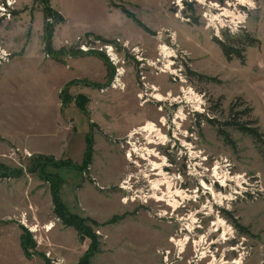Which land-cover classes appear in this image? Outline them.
Masks as SVG:
<instances>
[{
  "label": "rangeland",
  "instance_id": "obj_1",
  "mask_svg": "<svg viewBox=\"0 0 264 264\" xmlns=\"http://www.w3.org/2000/svg\"><path fill=\"white\" fill-rule=\"evenodd\" d=\"M15 1L12 17L0 18V38L8 36L10 43L16 45L25 40L31 43L30 55L19 71V79L15 78L7 85L5 96L0 93V99L5 98L7 102L0 107V167L23 172L18 179L0 180V264H48L47 261L49 264H78L87 253L91 239L79 238L73 228H65L54 215L50 185L40 180L43 177L54 181L51 179L54 175L63 180L59 191L68 210L97 223L89 224L99 244L97 252L90 258L92 264H198L193 258L192 242H199L202 235H206L204 241L208 243L219 240L218 234L210 232L211 224L217 222L218 216L232 227V235L228 233L227 237L229 241L217 245L218 249L213 247L218 260L225 253L224 261L233 262L242 254L243 264H264L263 148L236 128L224 126L228 122L253 120L264 134V0H254V6L248 9H240L235 0H204V3L184 0L182 8L176 6L177 0H49L53 10L55 4L66 13L68 21L63 18L62 23L47 20L45 0ZM3 2L5 0H0V5ZM111 2L135 15L153 34L146 33ZM215 4L227 9L231 4L229 10L238 9L236 11L245 18L242 26L233 33L227 28L208 27L205 15L209 18L210 14H218ZM47 22L55 26L53 41L56 39L59 45L65 44L60 46L61 49L53 45L56 51L72 47L78 50L81 43L95 39L94 35L89 38L82 35L69 42L63 31L65 23L68 27L76 24L81 28L80 32L90 29L114 34L107 41H116L122 49L117 48L122 61L118 68L125 71L118 78V89L112 88L115 75L109 86L101 89L108 81L105 64L93 58L103 65L102 71L100 65L82 67L95 82L82 78L79 84L70 87L68 93L73 100L86 98V111L80 110L75 102L62 108L71 133H66L67 145L60 149L58 137L63 130L56 132L61 122L54 110L59 98L56 87L65 79L56 66L44 65L41 60L42 55L45 61L50 59L43 53ZM243 32H249L260 44L246 49L244 63L237 59L228 62L215 40L224 41L226 33L241 36ZM0 44L5 47L2 42ZM162 44L168 46L176 58L161 56L159 47ZM189 51L193 52L194 61L188 55ZM136 55L142 59L140 62ZM12 59L0 69L8 66ZM70 59L73 58H66L62 65ZM170 60L173 66L168 72L167 61ZM59 69L66 71L62 66ZM165 71L167 74L164 75ZM174 72L178 75L175 79L170 74ZM155 87L162 96L167 98L171 94L172 98L157 102L153 98ZM182 88L196 92L203 102L199 108H195V102L185 99ZM246 109L250 110L248 116L243 115ZM181 110L184 118L176 120ZM162 118L166 119L165 125L160 124ZM175 120L179 125L174 124ZM146 122L155 123L168 136L165 146L150 145L148 148L157 150L162 158L166 157V174L181 177L173 181L172 190L180 189L175 187L177 183L183 185L184 191L188 188L190 196V191L200 189L197 202L185 201L175 213L166 203H157L153 199L146 205L141 200L127 205L121 203L123 197L134 196L138 191L140 197L153 196L155 190L151 182L162 179L153 176L149 163L138 156L134 160L140 166L125 159L131 150L128 145L130 131ZM219 129L229 134L233 145L226 143L219 135ZM91 132L94 152L88 168L77 171L72 166L64 169L49 166L43 175L30 172L37 164L36 157L44 155H35L1 140L3 136L20 140L30 136L36 147H48L47 154L51 156L46 157L54 156L52 158L57 162L67 161L80 166ZM131 141L141 148L147 147L143 136H136ZM188 145H192L193 152L199 153L200 157L190 156ZM153 161L161 163L158 158ZM217 163L222 175L228 173L231 180L240 176V186L248 191L245 195L231 196L237 187L236 180L230 181L222 192L233 201L214 204L209 192L204 195L200 181L211 183V170ZM127 176H133L128 192L119 187ZM117 181L121 182L118 184ZM214 188L220 192L218 187ZM161 189L165 191L163 187ZM208 201L214 213L207 216L208 210L203 209ZM165 212L169 213L159 215ZM187 214L199 219L201 229L192 234L183 231L191 241L183 254L178 248L181 256L178 260L179 254L171 238L177 241L184 238L178 226L187 221L175 219ZM51 222L55 228L48 232L46 226ZM23 236L27 237V246L31 248L26 255L21 248ZM201 246H205L204 242L199 249Z\"/></svg>",
  "mask_w": 264,
  "mask_h": 264
},
{
  "label": "trees",
  "instance_id": "obj_2",
  "mask_svg": "<svg viewBox=\"0 0 264 264\" xmlns=\"http://www.w3.org/2000/svg\"><path fill=\"white\" fill-rule=\"evenodd\" d=\"M49 2H50L49 0L43 1L44 12L46 13L47 20L51 19L53 21H56V23H62L63 22L62 15L61 14L59 15L58 12L54 11ZM111 5L118 9H121L122 12L126 14V16L129 19L135 21L137 25L140 28H142L146 33H148L149 35L153 34L144 24H142L139 20L136 19L135 15L131 14L125 8L123 7L120 8V6L113 5L112 2H111ZM54 28L55 26L53 23L49 24L47 22V24L45 25L44 38H43L44 39V52L43 53H45V55H47L50 59L56 61L57 63H61V64H65L66 58L76 59V58H82L85 56H91V57L98 58L105 64V66L108 69L107 84L103 85L104 87H102L101 89L108 87L109 84L112 82L113 77L115 75V67L112 64H110L109 59L103 53L89 52L85 54L81 51L76 50L74 47L67 48V50L66 48H64L60 51H56L53 48V35L55 31ZM91 36H92L91 34H87L86 38H89ZM224 36H225L224 41L215 40V43L218 46H220L222 53L228 62H232L234 59H237V60H240L242 63H244L246 49L251 48V47H257L260 44V41L252 37V35L249 32H243V35L241 36H236V35L234 36V35H230L229 33H226ZM94 37L96 40L101 41L102 43L115 45L116 48H118L119 50H122L120 46H118V43L115 41H107L101 37H96V36ZM210 81H215V80L211 79ZM76 84H79L78 81H73L67 84L62 89V91L59 93L61 105H62V108L64 109L68 107L71 103L75 102L76 106L80 110L85 112L86 109L84 105L87 104L86 98L81 97V98H78L77 100H73V98H71L68 93L70 87ZM84 84L97 86V85H93L89 83H84ZM97 87H101V85ZM231 113H233V111ZM245 114L248 116V114H250V110L246 109V111L243 112V115ZM235 115L239 116V115H242V113H236ZM211 123H214V121H212ZM256 125H257L256 122L253 120L247 121L245 123H239V122L233 121V122H228L224 124V126L236 128L241 133L252 138L256 144L260 145L263 148L261 153H262L263 162H264V134L260 132L259 127H257ZM219 135L224 137L226 143L231 144V145L234 144L232 140L230 139L229 134L223 131L222 129H219ZM93 144H94V140H93V134L91 132L87 137V149L85 152V158L83 160V164L80 166H77L73 164L72 162H67V161L57 162L52 157L37 156L36 157L37 164L34 168L33 166L31 167L32 169L30 173L37 174V172H41V174L43 175L44 173H47L46 167H49V166L61 168V169L70 168L72 166V168L74 167V169H76L77 171H82L88 168L92 163V157H93V152H94ZM0 171L2 172L0 174V180L16 179V178L18 179L23 176V172L21 170L12 171L11 169L4 167V166L0 167ZM53 177L54 178H51V179L54 181H51V182L49 179L46 180L43 177H40V180L47 182L50 185V194H51V199H52V203L54 207V215L62 223V225L65 228H73V230H75L79 238L89 237L91 239L92 244L90 248H88L87 253L80 259L78 264H92L90 261V258H92L94 254L97 252L99 244L97 241V236L92 232V229L89 224L97 225V223L93 222L92 220L88 218L85 219L78 215L72 214L68 210V208L66 207V205L61 199L60 191H59L63 185V180L60 177H57L56 175H54ZM26 239L27 237L25 238L24 236L21 239V246H22L21 248H23L25 255L28 254V250L31 249L30 247L27 246ZM47 263L49 264L48 261Z\"/></svg>",
  "mask_w": 264,
  "mask_h": 264
},
{
  "label": "bare ground",
  "instance_id": "obj_3",
  "mask_svg": "<svg viewBox=\"0 0 264 264\" xmlns=\"http://www.w3.org/2000/svg\"><path fill=\"white\" fill-rule=\"evenodd\" d=\"M237 2H239L240 5H245V6H249V7H253L254 6V0H236ZM201 2L204 3V0H201ZM217 5L215 7V9L220 12L219 14L217 15H211V23L212 24H216V22L219 21V23H222L224 20H222L221 17H224V18H231L232 20H236V19H239L241 20V22H243V20L245 19L243 17V15L241 14H237L236 12L232 11V10H229V7H232L231 4H228V9L227 8H221L219 4H215ZM214 5V6H215ZM220 10H219V9ZM168 46L166 45H161L160 48H159V51L161 53V56H163L164 58L166 59H169V58H173V52L171 51V49L167 48ZM169 64H168V67L169 70L168 72H170L171 70V66H173V64H171V60L170 61H167ZM166 68V69H167ZM167 74V72L165 71L164 72V75ZM170 74H174V73H170ZM124 75V72L121 71L120 73V76H123ZM155 91V94L153 95V98L157 101V102H164L166 100H168V98H172V95L169 94L168 97H164L162 96L158 89L155 87L153 89ZM182 94L184 95L185 99L188 100V101H193L195 102L194 104H197V106L195 107L196 109L200 107V105L203 103L202 100L200 99L199 96L196 95V92H194V90L192 89H188V90H185L182 88ZM152 98V97H151ZM177 101V100H175ZM174 101V102H175ZM199 110V109H198ZM184 112L181 110L180 111V114L176 117V120H179V119H183L184 118ZM176 120L174 121V124L176 125H179L178 122H176ZM160 124L162 125H165V121L164 119H161L160 121ZM136 136H143L146 138V141H147V147H143L141 148L140 146H138L137 143L135 142H132L131 140H134V138H136ZM128 139H129V142H128V145L131 146V150H129V152H127L125 155V159L128 161V162H134V157L135 156H138V158H140L141 160H144L146 162L149 163V165L151 166V172H154L157 174V177H160L162 179L158 180V181H154V182H151L153 184V188L154 190H160L161 186H163L164 184L168 185V189H171V186L173 185V181L174 180H178L180 179L181 177H170L168 174L165 173V169L164 167H168V164H167V159L166 157H161L159 156L158 153H156L155 149H150L148 148V146L150 145H155V146H158V145H163L165 146L166 144H168V136L164 135L162 130L158 128V126L155 124V123H152V122H146L144 125L140 126V127H137V128H134L130 131L129 133V136H128ZM185 143V142H184ZM186 144V143H185ZM187 145V144H186ZM189 146V153H190V156L192 157H200L199 153H195L193 152L192 150V145H188ZM153 158H158L160 159L161 163H156L155 161H153ZM135 164H138L137 162H134ZM216 169H215V175L218 176V173L220 172L221 170V167H220V164L217 163L216 164ZM145 175V178H149V175L148 174H144ZM220 175V174H219ZM223 178H226V179H231V177H228V173H225V177ZM239 177L237 178H233V180H236V183L237 185H240L239 184ZM150 179V178H149ZM151 181V180H150ZM225 183V182H223ZM130 184V183H129ZM129 184L125 183L124 186H123V190L128 192L130 191V187H129ZM200 185L202 187V189L205 190V193L204 194H208L209 192V195L212 197L213 201H214V204H220L222 205L225 200L226 201H232V197H224L222 195V193H217L214 188L209 185V184H206L204 180H201L200 181ZM198 191H195V192H192L191 193V197L190 195H188V193H183L185 197V199H198ZM180 194V192L178 193ZM182 194V193H181ZM154 197H155V200L157 199V201H160L161 203L164 202V203H167V205L173 209L174 213L175 211H177V209L180 208V204L174 200L175 196L174 194L171 192V190L168 191L167 193V197H162V198H159V196H157V193L155 192L154 194ZM218 202V203H217ZM209 201L207 202V205H205V208L203 210H208L207 212V215H210V213H214V210H213V206L212 205H209ZM165 215L168 214V212H165L164 213ZM172 216V215H171ZM173 217V216H172ZM182 221H186L185 220V217L180 219ZM189 221L190 223H194L195 222V218L193 217V215L190 216V218L187 220ZM185 224V229L184 231L186 232V230L188 231L191 230V227L190 226H187L186 223ZM226 222L224 219H221V217L218 216L217 218V222L215 223V227L217 228V230L219 228L223 229V235H222V238L223 240L227 241V233H230L232 232V230L230 231L229 230V227L226 226ZM214 227V228H215ZM35 228V226L33 227ZM37 228V227H36ZM55 228V225L53 224V222L49 223L47 226H46V230L49 232V231H52L53 229ZM34 232H36V229H33ZM183 231V230H182ZM232 234V233H230ZM191 238L188 237L187 235H185V238L184 240L181 239L180 241H177L176 239H173L172 241L174 242V244L176 243L177 246V250L178 251V248L180 250V252H184L183 249L186 250L187 248V244H189V242L191 241L190 240ZM203 240H205L204 238H202L201 240H199V242L197 241H194L193 244L195 245L196 249L199 248V245H201L203 242ZM171 241V242H172ZM179 253V251H178ZM167 255H169V252L166 253ZM206 253L204 252L202 255H205ZM181 259V258H180ZM168 261V258H166L165 262ZM238 261H241V263L243 264V257H242V254H241V257L239 260H236L235 262H231V263H228V262H225L223 261L221 264H241L240 262L237 263ZM212 264H220L219 262L217 261H213Z\"/></svg>",
  "mask_w": 264,
  "mask_h": 264
},
{
  "label": "built area",
  "instance_id": "obj_4",
  "mask_svg": "<svg viewBox=\"0 0 264 264\" xmlns=\"http://www.w3.org/2000/svg\"><path fill=\"white\" fill-rule=\"evenodd\" d=\"M188 3H192L193 1H191V0H186ZM184 2V0H177L176 2H175V4H176V6H178L179 8L181 7L182 8V6H183V3ZM235 2H237L236 0H235ZM17 4V2L15 1V0H5V2H3L1 5H0V18H11L12 17V12H13V10H14V6ZM238 5H239V8L240 9H248V8H250L249 6H245V5H240L239 4V2H238ZM231 8V7H230ZM239 11L238 9H236L235 8V10H232V11H234V12H237V11ZM217 13L219 14L220 12H218L217 11ZM238 14H239V12H237ZM211 15L212 14H210V16H209V18H208V16L207 15H205V18L206 19H208L207 20V22H208V27H211V28H213V27H216V29H219V27L220 28H227V30H229V31H231L230 33H233V32H235V31H237L239 28H240V26H242V22H241V20H239V19H236V20H232L231 18H224V17H221L222 18V20H224V22L223 23H219V21L218 22H216V24L214 25V24H212L211 23ZM160 48V47H159ZM78 50L79 51H81V52H83V53H85V54H87V53H89V52H99V53H103L108 59H109V61H110V64H112L114 67H115V76H116V78H114V82H113V85H112V88L113 89H118V86L120 87V82H119V76H120V73H121V71H123V72H125L124 71V69H122V68H118V64H121V60H120V58H119V54H118V51H117V48H116V46L115 45H112V44H105V43H102L101 41H98V40H95V39H90V40H88V41H85V42H83V43H81V45L78 47ZM135 56V55H134ZM139 55H136V59L138 60V62H140L142 59L141 58H139L138 57ZM12 58V54L9 52V51H7V50H5L4 48H2L1 46H0V66L1 65H3V64H6L7 62H9V60ZM173 58H176V56H174ZM172 75V74H171ZM173 77H174V79L175 78H177L178 77V75L174 72V74H173ZM135 162V161H134ZM133 162V163H134ZM135 164V163H134ZM136 165V164H135ZM165 168H167V167H164V169ZM195 168V167H194ZM196 169V168H195ZM215 169H216V167L214 166L213 167V169L211 170L212 171V177H211V183H209V185H211L213 188L214 187H218L219 189H220V193H222L228 186H229V184L228 183H230V181H233V180H228V179H226V178H223V177H225V173H224V175H222L220 172L218 173V176H216L215 175ZM220 174V175H219ZM194 175V174H193ZM229 176V175H228ZM132 179H133V176H127V178H125L124 180H122V182L119 184V187H120V189L122 190V191H124L122 188H123V186H124V184L125 183H127V184H129V183H131V181H132ZM181 179V178H180ZM223 182H225V183H223ZM206 183V182H205ZM206 184H208V183H206ZM166 186H168V185H166V184H164L163 186H161V188L163 187V188H165ZM129 187H130V184H129ZM169 187V186H168ZM168 187H167V190L166 191H163L161 188H160V190H157V192H156V190H155V192L157 193V196H159V198H164V197H167V193H168V191L169 190H171V192L174 194V196H175V198H174V200L175 201H177L179 204H180V206H183L184 205V203H185V201H190V200H192V201H194V202H197L198 200H199V198H200V196H199V194L197 195L198 196V199H185V197H183L184 196V194L183 193H189V191H184L183 189H179V190H172L173 188H172V186H171V189H168ZM200 187H201V185H200ZM202 188V187H201ZM154 189V188H153ZM215 189V188H214ZM130 190H131V188H130ZM195 191H200V189L199 188H197ZM195 191H192V192H195ZM203 191H204V193H205V190L203 189ZM158 192H159V194H158ZM180 192V194H178ZM248 191H247V189H245V188H243V186H240V185H237V187H236V190H234V193L233 194H231V196H234V198H237V197H239V196H241V195H245L246 193H247ZM138 193H140L141 194V192L140 191H138L137 193H134V196H127V197H123L122 199H121V203L122 204H124V205H127L128 204V202H131V203H135L137 200H141L142 202H143V204L144 205H146L147 203H148V201L150 200V199H153V200H155V197H154V195L153 196H150L149 194L147 195V196H143V197H140L139 195H138ZM182 193V194H181ZM254 194V193H253ZM205 195V194H204ZM224 197H227V195L225 194H222ZM191 197H193V196H191ZM157 203H161L160 201H157V199L155 200ZM233 201V200H232ZM165 202V201H164ZM163 203V202H162ZM167 204V203H166ZM178 210V209H177ZM176 212V211H175ZM206 215H207V213H205ZM218 215H219V213H217ZM160 216H166L165 214L164 215H162V214H159ZM171 215L173 216V213H171ZM208 216V215H207ZM194 217V216H193ZM220 217V216H219ZM218 218V217H217ZM226 222V221H225ZM186 224H187V226H190L191 227V230H189L188 229V231L186 230V233L187 234H192V233H194V231L195 230H197V229H201V225L199 224V219L198 218H195V222L194 223H190L189 221H187L186 222ZM227 224V223H226ZM211 226H212V228L213 229H211V233L213 234V233H215V234H218L219 235V240H216V241H214V239H213V241H211V242H207V241H204L203 240V242H204V247H202V249L200 248H198V249H196V247H195V245L193 244V242H192V247H193V253H194V257L193 258H195L196 260V262L199 264L200 262H202V261H204V260H206V259H208L209 261L206 263V264H212V262L213 261H217V262H219L220 264L225 260V258H226V255H225V253L222 255L221 254V257L222 258H220L219 260H218V258H217V256H216V252L217 251H215V249L213 250V247H216V249H218L217 248V245H223L224 243H226V242H228L229 241V239L227 238V241H225V240H223V238H222V235H223V229H221V228H219L218 230H217V228L215 227V222H212V224H211ZM227 226V225H226ZM215 227V228H214ZM229 227V230L231 231L232 230V227L231 226H228ZM230 233H232V232H230ZM229 233V234H230ZM209 234V233H208ZM228 234V233H227ZM186 235V234H185ZM230 235H232V234H230ZM227 237H228V235H227ZM202 238H204V239H206V235H202L201 237H200V240L202 239ZM174 239V238H173ZM172 238H171V241L173 240ZM183 240H184V238H183ZM178 241H180V240H178ZM203 242H201L202 244H203ZM172 243H174L173 241H172ZM175 246H177V244L175 243ZM187 246H188V244H187ZM219 247V246H218ZM184 251H185V249H184ZM226 250H224V252H225ZM232 251H235V249H232ZM178 252V251H177ZM206 253L205 255H202L203 253ZM184 253V252H183ZM182 253V254H183ZM179 255H178V260H181L180 258H181V256H180V253H178ZM181 254V255H182ZM241 257V256H240ZM233 262H235V261H233ZM228 263H231V262H228ZM166 264H168V263H166ZM170 264V263H169ZM191 264V263H190Z\"/></svg>",
  "mask_w": 264,
  "mask_h": 264
},
{
  "label": "crops",
  "instance_id": "obj_5",
  "mask_svg": "<svg viewBox=\"0 0 264 264\" xmlns=\"http://www.w3.org/2000/svg\"><path fill=\"white\" fill-rule=\"evenodd\" d=\"M53 8L55 11H57L59 14H61L63 16V18H65V21L67 20L68 21V18H67V15L66 13H64L62 10H60L58 8V6H56L55 4L53 5ZM109 7H108V12H109ZM109 14H111L109 12ZM69 28V29H67ZM79 27H77L76 24L74 25H70V27H68V24L65 23V25L63 26V31L66 35V39L68 38V41H74L78 38H80L82 35H87V34H91V35H94L96 37H101L105 40H109L108 38H111V36L113 35H107L106 33L102 32V31H93V30H90V29H85V30H82V32L79 31ZM57 34V32H56ZM56 37V36H55ZM5 38V39H4ZM3 39L0 38V42H2L3 44H5L3 47L4 49H6L7 51L9 52H12L13 55V59L11 60L10 64L8 66H5L3 68L0 69V93L3 94V96H5V93H6V90H7V85L8 84H12L13 80L16 78V79H19L17 77H19V71L21 69V67L24 66L25 62H26V59L29 58V47H30V43L31 41L28 43L26 42L25 40V44L24 43H19V44H12L10 43L11 41L9 40L8 36H5ZM65 39V40H66ZM114 41V40H113ZM116 42V41H115ZM1 45V44H0ZM53 45L55 46H58L60 49L65 46V44L63 43V45H59V43H57L56 39H54L53 41ZM147 45V43H146ZM62 46V47H60ZM43 48V46H42ZM152 49H154V47L151 46ZM191 60H195L194 57H193V52L189 51L188 52ZM44 56L42 55V58L41 60L43 61V64H50V65H53V66H56L58 68V70H60L61 74H62V78L65 79V80H61L62 82L60 84L57 85L56 87V94L58 95L59 97V93L61 92V90L69 83L73 82V81H80L82 78L84 79H89L93 82H95L93 79L89 78L90 76L87 75V72H85L82 67H85L86 65H95L96 67H99V65L101 66V64L99 62H97L96 60L99 61L98 58L96 57H91V56H85V57H82V58H78V59H70V60H67L66 62V65H62L60 63H57L56 61L54 60H46L43 59ZM90 58L91 61H88ZM93 58H95L94 60H92ZM101 61V60H100ZM102 63V61H101ZM103 64V63H102ZM64 67L66 68L64 70L62 69H59V67ZM79 67H81V71L79 70ZM54 69H57L55 67H53ZM194 68H195V65H194ZM104 69L103 65L101 66V71ZM196 69V68H195ZM2 70V71H1ZM107 70V69H106ZM198 70V69H197ZM66 74V75H65ZM65 76V77H64ZM96 82H99V81H96ZM6 88V90H5ZM6 100L5 98H1L0 99V107L2 108L3 106L6 105ZM56 116H57V119L60 118V122H61V125H60V128L59 130H57L56 132H60V129L61 131L63 130V132L59 133V137L60 140H61V144L59 145V149L60 148H64L67 144H66V141H67V138H66V133H71L70 131V128H69V124L67 123L68 119L66 118V115L64 113V111L62 110V105H61V102H60V99L58 98V102L56 103L55 105V110H54ZM38 137L42 136V135H36ZM23 138V137H22ZM1 140H5V143H10L18 148H21V149H24V150H28L29 152L35 154V155H44V156H51L48 153V147H45V148H39V147H36L35 146V143L33 142V139L30 137V136H27V137H24L23 139H12V138H6L5 136H3V138ZM42 150L46 151V153H43ZM54 157V156H52ZM112 181V180H111ZM116 181V180H115ZM121 181H117L116 183H120Z\"/></svg>",
  "mask_w": 264,
  "mask_h": 264
},
{
  "label": "flooded vegetation",
  "instance_id": "obj_6",
  "mask_svg": "<svg viewBox=\"0 0 264 264\" xmlns=\"http://www.w3.org/2000/svg\"><path fill=\"white\" fill-rule=\"evenodd\" d=\"M162 119H164L165 124H166V119H165V118H162ZM155 152L158 153L157 150H156ZM158 154H159V153H158ZM159 156H160V155H159ZM138 166H140V164H138ZM150 172H151V171H150ZM153 176H156V177H157V174L154 173ZM178 186H179V188H181V189L183 188V185H182V184L178 185V183H177L175 187L178 188ZM167 187H168V186H166V187L164 188L165 191L167 190ZM172 188H173V187H172ZM187 191H189L188 188H187ZM190 192H192V191H190ZM166 206H168V205L166 204ZM184 208H185V207H184ZM185 211L188 212L189 210L186 209ZM168 213H169V212H168ZM185 213H186V212H185ZM190 214H191V211H190ZM190 214H187L186 217L184 216L186 221L190 218ZM184 217H183V218H184ZM180 219H182V218H179V217H178L177 219H175V221H178V220H179V221H182V220H180ZM210 223H211V221H210ZM181 225H182V226H181ZM185 227H186L185 224L180 223V225L178 226V230H183V231H184ZM183 231H181V234H182V235H184ZM184 238H185V235H184Z\"/></svg>",
  "mask_w": 264,
  "mask_h": 264
}]
</instances>
